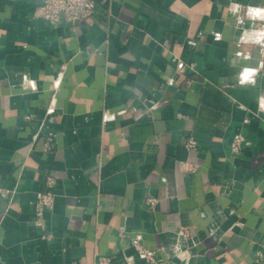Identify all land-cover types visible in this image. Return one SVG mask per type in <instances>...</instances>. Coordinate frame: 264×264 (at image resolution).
I'll return each mask as SVG.
<instances>
[{"label":"crops","instance_id":"1","mask_svg":"<svg viewBox=\"0 0 264 264\" xmlns=\"http://www.w3.org/2000/svg\"><path fill=\"white\" fill-rule=\"evenodd\" d=\"M95 1L53 27L0 0V264H147L138 237L167 264H264V0Z\"/></svg>","mask_w":264,"mask_h":264},{"label":"built area","instance_id":"2","mask_svg":"<svg viewBox=\"0 0 264 264\" xmlns=\"http://www.w3.org/2000/svg\"><path fill=\"white\" fill-rule=\"evenodd\" d=\"M97 3L95 0H42L41 4L35 9L33 17L42 19L50 26L56 27L60 24L61 20H65L70 24H78L91 19L96 13ZM67 65L63 64L59 70L58 77L46 76V80L53 84H59L61 78L66 72ZM184 67L181 68L183 70ZM245 123L248 120L244 121ZM54 138L49 137L47 147L49 150L53 148ZM250 142L242 134H236L231 142V153L233 155H240L246 146H249ZM187 148L195 149L196 142L189 139L186 144ZM185 170L193 172L194 167L189 163L183 164ZM45 190L36 194L34 206V225L44 231L45 214L54 209L56 203V193L54 188L56 186V180L54 177L46 175ZM11 193L10 190L0 189V196L7 198ZM155 200L150 199L147 205L152 207ZM181 241L176 248V255L180 257L184 254V244L191 239L192 235L188 228H183L180 233ZM182 243V244H181ZM132 246L136 251L137 257L147 264H167V261L162 258L157 252L147 249L141 238H136L132 242ZM186 258V257H185ZM133 258H127V264H132ZM110 258H100L97 264H110Z\"/></svg>","mask_w":264,"mask_h":264}]
</instances>
